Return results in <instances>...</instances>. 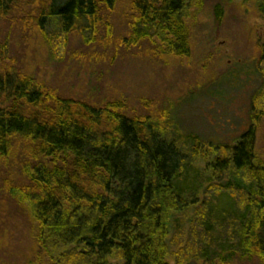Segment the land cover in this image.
<instances>
[{
  "label": "trees",
  "instance_id": "obj_1",
  "mask_svg": "<svg viewBox=\"0 0 264 264\" xmlns=\"http://www.w3.org/2000/svg\"><path fill=\"white\" fill-rule=\"evenodd\" d=\"M119 1L0 0V18L30 22L50 48L74 31L89 44ZM128 1L119 44L190 54V9L203 0ZM253 5L264 17V0ZM213 9L220 21L223 8ZM258 50L263 83L250 127L208 149L165 115L57 95L20 71L0 40V163L16 145L22 181L7 191L36 224L49 264L264 263V161L254 148L264 40Z\"/></svg>",
  "mask_w": 264,
  "mask_h": 264
},
{
  "label": "rangeland",
  "instance_id": "obj_2",
  "mask_svg": "<svg viewBox=\"0 0 264 264\" xmlns=\"http://www.w3.org/2000/svg\"><path fill=\"white\" fill-rule=\"evenodd\" d=\"M215 4L223 8L220 21ZM128 8L129 1L120 0L89 44L74 31L50 48L20 17L0 18V40L20 71L61 97L94 106L121 100L129 115H165L208 149L233 144L250 127L251 101L263 83L257 66L264 17L253 0H203L201 8L192 7L190 54L183 57L153 55L146 43L127 49L119 44L127 35ZM255 126L254 148L264 161V114ZM16 150L0 163V264H49L36 224L7 191L11 181H22Z\"/></svg>",
  "mask_w": 264,
  "mask_h": 264
}]
</instances>
